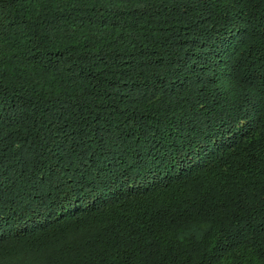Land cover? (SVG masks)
I'll list each match as a JSON object with an SVG mask.
<instances>
[{"label": "trees", "instance_id": "1", "mask_svg": "<svg viewBox=\"0 0 264 264\" xmlns=\"http://www.w3.org/2000/svg\"><path fill=\"white\" fill-rule=\"evenodd\" d=\"M0 264H264V0H0Z\"/></svg>", "mask_w": 264, "mask_h": 264}]
</instances>
